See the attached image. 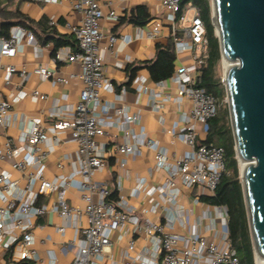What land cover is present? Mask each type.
<instances>
[{"label": "built area", "instance_id": "obj_1", "mask_svg": "<svg viewBox=\"0 0 264 264\" xmlns=\"http://www.w3.org/2000/svg\"><path fill=\"white\" fill-rule=\"evenodd\" d=\"M36 1L47 5L69 2L82 18L79 25L70 27L78 42L77 51L67 52L68 62L78 63L80 73L55 77L47 66L40 65L35 68V74L53 84H68L70 80L79 78L83 82V89L78 103L68 112L56 111L51 114L52 123H45L42 117H29L20 145L14 146L9 139L0 151V160L11 159V168L21 175L20 179H15L10 171L0 169V264H43L38 251L33 247L36 227L33 220L44 217L49 211L57 213L63 221L57 228L60 234H65L69 225L81 234L78 241H71L64 248H76L72 264H101L103 255L111 251L113 233L127 226L132 227L134 236L143 235L153 245L151 249L144 248L136 254V240L132 236L128 240L127 261L121 264H240L230 239L228 209L225 206H208L202 213L201 223L191 225L185 233H170L167 231L171 225L170 220L166 223L141 220L121 194L123 180L128 175L127 158L140 154L144 146L151 149L155 153L157 167L166 173L165 181L160 186L147 189L146 181L142 180L133 195L146 193L152 196L159 193L164 196L165 201V197L169 196L168 202L175 205L176 214L186 230L193 210L179 207L177 197L181 187H199L207 195H214L226 173L224 148L206 143L197 128L200 125L201 132L207 135L209 122L217 116L220 106L213 93L198 86L201 70L207 65L209 57L206 28L200 10L190 4L182 11L181 0H161L162 7L168 12V20L173 25L171 30L176 54L189 52L193 59L191 64L177 68L171 77L178 86L179 96L190 101L192 112L189 117L182 119L181 125L176 123L168 131L190 147L188 153L174 157V161L170 162L167 150L157 141L142 139L130 128L139 119L138 115L131 114L125 106L120 107L101 98L103 90L113 88L105 74L104 48L101 46L105 34L101 21L118 22L120 17L117 12H105L99 0ZM177 23L186 24L182 36L178 35L180 31ZM161 28L160 22L152 25L148 37H156ZM24 37L35 40L32 33L19 25L11 29L9 37L0 35V58H14ZM118 40V36L109 35L107 49L111 50ZM7 71L19 72L21 77L27 74L25 68L18 71L14 66H9ZM136 82L138 93L149 92L141 78ZM157 86L162 87L163 82L157 83ZM31 95L40 100L48 98L37 90L32 91ZM152 95L156 109H161L162 103L170 99L169 96L162 98L159 92L152 91ZM161 98L162 101L159 100ZM112 109L115 116L110 114ZM11 111L12 104L0 99L1 125L9 122ZM115 124L121 126L123 136L122 141L113 147L118 154V199L111 201V192L106 183L97 180L96 176L106 165L105 145L98 139L107 136V129ZM63 132H69L78 147V166L73 175L51 181L45 177V160L52 151L51 141L57 142L58 135ZM57 167L61 169L63 164L58 163ZM21 181L25 182L24 186ZM72 190L80 193L81 204L68 202ZM53 194L57 196L50 209L39 203L42 197ZM159 207L160 203H156L152 211ZM208 220L211 223L205 227L206 232H202L199 225ZM217 221L222 228L217 226ZM131 254H134L133 257ZM52 264L56 262L53 261Z\"/></svg>", "mask_w": 264, "mask_h": 264}, {"label": "crops", "instance_id": "obj_2", "mask_svg": "<svg viewBox=\"0 0 264 264\" xmlns=\"http://www.w3.org/2000/svg\"><path fill=\"white\" fill-rule=\"evenodd\" d=\"M105 12L116 11L120 17L118 22L103 20L101 28L105 34L101 40L103 58L105 60L106 78L112 84V89L101 92L104 101H110L117 106H125L133 115H138L136 123L130 128L142 139H154L158 144L167 150L170 162L174 157H181L190 151V147L176 136L168 133L177 123L182 124L184 117H189L192 112V105L188 99L178 94V86L170 79L163 82L162 87H158L144 67L146 62L156 58L157 46H166L172 35V23L168 20V12L162 7L161 0H99ZM145 8L150 15V22L145 25H136L130 17L137 14L139 8ZM19 10L32 20L30 27L26 28L33 34L35 40L31 41L24 37L22 46L14 58H0V99L12 104L11 117L7 124H0V151H2L7 140H12L14 146L20 145L22 132L28 127L29 117H42L45 123H52L50 117L52 113L61 111L68 112L75 106L80 98L83 89V82L79 78L70 80L68 84H53L51 81H44L35 74V68L42 65L47 66L55 77H68L70 74H79L81 67L78 63H70L67 60V52L77 51V47L64 46L56 50L54 42L43 41L39 36H43L42 30L48 29L57 36L74 35L71 26L79 25L81 15L72 9L69 2H62L57 5H47L36 0H14L12 9ZM42 20L47 23L40 25ZM54 21L52 24L51 22ZM160 22L162 28L160 33L154 37H148V31L155 23ZM186 24L177 23L182 36V31ZM109 35L119 37L116 45L108 50ZM76 38V36L74 35ZM123 38V39H122ZM176 53V52H175ZM193 62L189 52L176 54V69L182 65H189ZM9 66H14L18 71L27 70V74L21 77L19 72L9 73ZM134 78L131 79L132 70L135 69ZM175 69V71H176ZM141 78L144 86L149 88L147 94H140L137 91V79ZM37 90L48 96L47 99L40 100L32 97V91ZM152 91L161 93V97L169 96V101L162 103L161 109L154 107ZM162 98L159 99L162 101ZM156 99V98H155ZM157 100V101H159ZM110 114L115 116L112 109ZM24 117V118H23ZM198 130L200 125H197ZM178 130V129H177ZM176 130V131H177ZM108 135L99 139L105 145V167L98 172L96 179L106 183L111 194L116 191L117 153L114 146L122 141L123 129L119 124H115L107 129ZM200 137L204 135L201 131ZM52 151L46 158L45 177L51 181L58 177H68L73 175L77 169L76 143L71 139L69 132L58 135V141H51ZM11 159L0 160V169L11 172L13 178L20 179L21 175L11 168ZM58 163L63 164V168L57 167ZM127 177L123 180L121 194L135 210V214L141 219H150L160 223L171 221L167 231L170 233H185L191 225L200 222L202 213L207 207L213 206L201 200L207 195L201 188L192 189L181 187L177 197L179 207L193 210V215L189 217L187 229L181 225L180 217L176 214V207L168 202L169 196L165 198L159 193L152 196L142 193L134 196L133 192L142 180H145L147 189L160 186L164 183L166 173L156 165L155 153L147 147H142L141 153L127 158ZM22 186L24 181L20 182ZM117 192V191H116ZM110 194V195H111ZM56 194L49 197H42L40 204L46 205L49 209L55 201ZM70 204H81V195L72 190L68 196ZM160 203L156 211H152L153 206ZM187 220V219H186ZM34 249L39 253L43 264H72L76 248L64 249L71 241H78L81 234L77 233L72 225H69L65 234H60L57 228L63 224L59 215L49 211L44 217L33 220ZM201 223V222H200ZM211 221H204L199 225L202 232H206L205 227ZM217 226L222 228L217 221ZM210 235V234H208ZM133 235L132 227L113 233L112 248L110 253L104 254L101 264H121L127 261L128 240ZM136 254L142 249H151L152 242L143 235H135ZM134 254H131L133 257Z\"/></svg>", "mask_w": 264, "mask_h": 264}, {"label": "water", "instance_id": "obj_3", "mask_svg": "<svg viewBox=\"0 0 264 264\" xmlns=\"http://www.w3.org/2000/svg\"><path fill=\"white\" fill-rule=\"evenodd\" d=\"M255 260L264 259V0H211Z\"/></svg>", "mask_w": 264, "mask_h": 264}, {"label": "trees", "instance_id": "obj_4", "mask_svg": "<svg viewBox=\"0 0 264 264\" xmlns=\"http://www.w3.org/2000/svg\"><path fill=\"white\" fill-rule=\"evenodd\" d=\"M196 6L200 10L201 18L206 28V39L208 40V61L202 68L198 80V86L213 93L219 100L220 106L217 116L209 122V132L206 143H214L225 150L226 173L223 175L214 195H205L201 200L208 205L228 209V228L232 246L239 258L240 264H255V253L252 235L248 220L247 206L244 197L243 185L240 181L239 162L235 150V141L232 127L229 122V110L221 109V101L225 97V86L215 76V69L222 59L220 42L216 35L215 26L212 23V7L210 0H181L182 11L188 5ZM14 0H0V35L10 36V31L15 26L30 27L32 20L24 15L19 8L12 9ZM130 20L136 25H145L150 22V15L145 8H139L136 15ZM47 23L42 20L40 25ZM40 40L53 41L56 50L64 47H77V39L74 35L57 36L51 30L43 29ZM176 53L174 38H170L166 46H157L156 58L146 62L144 67L148 70L154 82L170 79L176 69ZM132 70L131 79L134 78ZM109 199L116 201L117 192H113Z\"/></svg>", "mask_w": 264, "mask_h": 264}, {"label": "rangeland", "instance_id": "obj_5", "mask_svg": "<svg viewBox=\"0 0 264 264\" xmlns=\"http://www.w3.org/2000/svg\"><path fill=\"white\" fill-rule=\"evenodd\" d=\"M211 1V0H210ZM215 76L218 80H220L223 85L225 86V97L224 99L221 101V109H228L229 110V104H228V98H227V92H226V85H225V67H224V61L223 59H221V61L219 62V64L217 65L216 69H215ZM229 115H230V111H229ZM229 122H230V125H231V118L229 116ZM199 131H201V126H200V129ZM204 135V138L203 140H206V137L207 135L206 134H203ZM99 140V139H98ZM239 162V161H238ZM241 164L239 162V174H240V181L242 183V179H241ZM255 264L256 263V260H255Z\"/></svg>", "mask_w": 264, "mask_h": 264}, {"label": "bare ground", "instance_id": "obj_6", "mask_svg": "<svg viewBox=\"0 0 264 264\" xmlns=\"http://www.w3.org/2000/svg\"><path fill=\"white\" fill-rule=\"evenodd\" d=\"M230 66H231V63H230V62L227 63L226 61H224L225 76H226L227 67H230ZM240 164H241V168L244 169V166L247 165V162L240 161ZM256 263H257V264H264V259L261 258V257H257Z\"/></svg>", "mask_w": 264, "mask_h": 264}]
</instances>
